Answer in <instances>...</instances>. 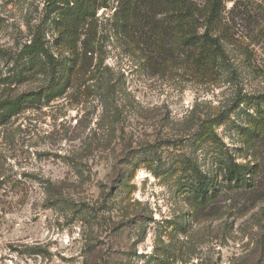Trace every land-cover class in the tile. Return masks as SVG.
<instances>
[{
	"label": "rangeland",
	"instance_id": "rangeland-1",
	"mask_svg": "<svg viewBox=\"0 0 264 264\" xmlns=\"http://www.w3.org/2000/svg\"><path fill=\"white\" fill-rule=\"evenodd\" d=\"M80 1L75 23V0H0V115L28 100L0 120V264H264V0H222L218 58L164 0L151 22L148 0L129 22L128 0ZM37 35L59 97L16 62Z\"/></svg>",
	"mask_w": 264,
	"mask_h": 264
},
{
	"label": "trees",
	"instance_id": "trees-1",
	"mask_svg": "<svg viewBox=\"0 0 264 264\" xmlns=\"http://www.w3.org/2000/svg\"><path fill=\"white\" fill-rule=\"evenodd\" d=\"M52 9L56 7V4L60 0H51ZM151 3L150 10L145 12L142 15L143 20L147 19L154 21L156 15L159 13V0H148ZM165 4H168L169 10H167V18L170 21H174L178 24L180 37V45L184 48H194L198 47L202 55L210 54L215 55L214 57H222L225 54L224 46L222 44L220 35L217 34L220 26V19L222 15L223 2L222 0H208L204 6L198 5L193 0H164ZM81 4L80 0H75V4L71 10L73 11L74 22L81 23L86 17V11L78 10L77 6ZM92 5V2H90ZM95 3L93 4V6ZM122 18L126 21H132V19H138L141 16V12H138L136 2L134 0H128L125 2L123 7ZM88 10V15H89ZM144 16H146L144 18ZM202 27H205L203 33H199L198 30ZM84 43V42H83ZM82 43V44H83ZM72 45H77L74 43ZM72 47L71 49H74ZM16 62L23 63V69H33L35 66L41 67L40 69L48 66L50 70V86L48 87L49 93L46 94L47 98L52 97L50 92L55 91L58 93V96L63 92V85L69 84V77H66L61 72H59L58 65L54 55L44 44L42 38L37 35L33 42L24 47V49L16 56ZM62 89V90H61ZM40 94H31L32 100H39ZM23 100V102H22ZM28 103V100H24V97H20L13 101L6 102L5 110L7 114L0 115V120H3L5 117H10L13 111H19L22 104ZM230 164V163H229ZM227 164L225 181H228L230 186L235 188H244L248 185L247 167L239 166L234 162L232 164ZM212 182L205 184L200 183V186L195 188V191L200 194L202 200H206L208 195L211 198H214L219 195L216 191V195L212 196L209 194V188L215 186ZM215 188V187H214ZM214 195V194H213ZM210 198V199H211Z\"/></svg>",
	"mask_w": 264,
	"mask_h": 264
}]
</instances>
